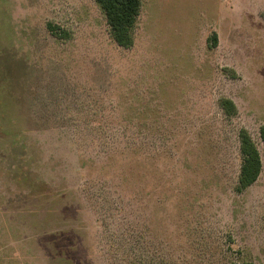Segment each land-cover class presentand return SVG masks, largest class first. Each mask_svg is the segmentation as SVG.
<instances>
[{"label": "rangeland", "instance_id": "374dc122", "mask_svg": "<svg viewBox=\"0 0 264 264\" xmlns=\"http://www.w3.org/2000/svg\"><path fill=\"white\" fill-rule=\"evenodd\" d=\"M133 37L0 0V264H264V0H142Z\"/></svg>", "mask_w": 264, "mask_h": 264}, {"label": "trees", "instance_id": "16d2710c", "mask_svg": "<svg viewBox=\"0 0 264 264\" xmlns=\"http://www.w3.org/2000/svg\"><path fill=\"white\" fill-rule=\"evenodd\" d=\"M104 11L107 22L110 26L111 34L114 40L124 47H129L133 43V29L140 14L142 0H95ZM51 28V26H50ZM211 46L217 45V35L211 41ZM224 111L233 115L237 108L230 98L223 97L219 101ZM260 140L264 144V124L259 128ZM239 149L241 155V167L238 176L237 192H242L255 184L259 179L262 169V155L246 128H241L238 133ZM232 264H255L254 262H235Z\"/></svg>", "mask_w": 264, "mask_h": 264}]
</instances>
